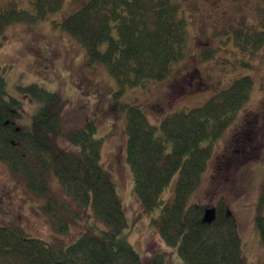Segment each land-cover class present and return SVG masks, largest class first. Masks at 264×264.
<instances>
[{
    "label": "trees",
    "instance_id": "obj_1",
    "mask_svg": "<svg viewBox=\"0 0 264 264\" xmlns=\"http://www.w3.org/2000/svg\"><path fill=\"white\" fill-rule=\"evenodd\" d=\"M30 1L32 11L16 2L0 9V34L10 24L45 19L63 2ZM256 1L253 25L232 30L234 44L251 55L264 43V0ZM178 8L173 0H87L54 25L78 41L89 62H100L116 78L121 93L125 87L162 81L184 56L186 32ZM17 87L40 106L31 128L18 124L21 101L7 96L0 76V161L45 199L40 210L54 232L69 231L67 218L86 224L75 240L65 243L29 237L13 221L0 223V264H145L121 233L125 217L114 183L99 163L102 142L94 136V124L62 131L61 115L50 109L55 93L36 84ZM251 87L249 76L236 78L202 104L166 114L159 127L149 123L138 105L122 104L133 190L146 211L160 206L153 224L184 264H244L236 224L224 204L218 203L213 219L204 221L205 207L187 204V199L206 170L213 142L237 118ZM60 138L69 149L58 144ZM176 172L171 199L164 202L160 194ZM51 180L61 195L50 189ZM261 192L255 223L264 245V183Z\"/></svg>",
    "mask_w": 264,
    "mask_h": 264
},
{
    "label": "rangeland",
    "instance_id": "obj_2",
    "mask_svg": "<svg viewBox=\"0 0 264 264\" xmlns=\"http://www.w3.org/2000/svg\"><path fill=\"white\" fill-rule=\"evenodd\" d=\"M86 1L63 0L61 8L49 12L45 19L32 24L13 23L0 34V76L7 96L21 101L17 123L31 128L40 106L17 87L29 84L56 94L50 109L61 115L62 131L92 122L94 136L102 142L99 163L114 183L124 213L126 225L121 233L145 264H183L176 248L162 241L153 224L160 206L146 211L133 190V175L125 160L122 104L138 105L149 123L159 127L166 114L200 105L234 79L249 76V98L237 118L213 142L206 170L187 204L210 208L223 203L235 221L244 264H264V245L255 223L264 183V43L251 55L234 44L232 34L235 28L253 25L259 9L257 1L173 0L185 24L184 56L172 64L162 81L125 87L121 93H117L116 78L100 62H89L78 41L59 24L54 25ZM14 2L22 9L33 10L30 0H0V9ZM58 144L69 149L63 138ZM177 174L160 194L164 202L171 199ZM49 187L62 194L55 180ZM44 203V198L29 191L24 179L14 176L0 161L1 224L13 221L29 237L44 241L60 238L65 243L84 231V219L72 223L67 218L69 231L54 232L40 210ZM87 219L93 223L90 217Z\"/></svg>",
    "mask_w": 264,
    "mask_h": 264
},
{
    "label": "water",
    "instance_id": "obj_3",
    "mask_svg": "<svg viewBox=\"0 0 264 264\" xmlns=\"http://www.w3.org/2000/svg\"><path fill=\"white\" fill-rule=\"evenodd\" d=\"M214 217V209L213 208H207L204 212V221H211Z\"/></svg>",
    "mask_w": 264,
    "mask_h": 264
}]
</instances>
